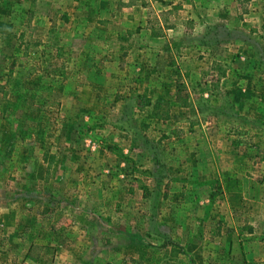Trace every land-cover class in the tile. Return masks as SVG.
<instances>
[{
	"label": "rangeland",
	"instance_id": "1",
	"mask_svg": "<svg viewBox=\"0 0 264 264\" xmlns=\"http://www.w3.org/2000/svg\"><path fill=\"white\" fill-rule=\"evenodd\" d=\"M199 154L264 198V0H0V264H194Z\"/></svg>",
	"mask_w": 264,
	"mask_h": 264
},
{
	"label": "crops",
	"instance_id": "2",
	"mask_svg": "<svg viewBox=\"0 0 264 264\" xmlns=\"http://www.w3.org/2000/svg\"><path fill=\"white\" fill-rule=\"evenodd\" d=\"M180 159V163L184 165L177 169L175 167L176 171L171 172L168 191L172 192L173 189H178L187 193L190 189V194L195 195V201L199 199V204L194 202L196 208H192L193 205L189 203L191 210L188 213V207L181 204L177 209L174 208L178 213H171V220L175 221V224L181 228H184L189 220L191 223L195 222L198 228L207 224L210 226L211 232L205 237L201 230L194 232L191 228L189 233L183 235L185 233L183 232L175 239L183 246L184 251H189V255L195 261L194 264H209V262L211 264H225L226 259H228L227 264H264V228L256 232L257 227L264 226V212L263 209H258L259 203L254 204L252 202L262 198V195L261 197L255 196V192H249L247 196H249L250 202L247 206L233 207L228 202L230 199L228 196L231 194V186L238 175L236 174L237 171L224 169L221 166L226 164L218 163L216 158L205 159L202 154L197 155L190 162L187 160L188 157L183 159L181 157ZM173 162L175 163V161ZM237 163L238 161L235 160L234 167L237 166ZM217 165L219 167H216ZM177 178H179L178 181L174 180ZM213 178L219 181L221 187L219 197L222 201L220 204H211L208 211L203 194L206 191L212 193L213 187L210 180ZM263 200L264 198L261 199L260 203L264 206ZM169 209L172 212V205ZM204 209L209 213L204 214ZM206 244H208L207 247H205ZM203 247L207 249V254H205ZM163 249L165 257L169 260L166 261L167 264H175L174 262L176 264H191L188 257L187 260L184 258L185 255L182 252L176 256L170 246ZM121 256V264H127L125 256Z\"/></svg>",
	"mask_w": 264,
	"mask_h": 264
},
{
	"label": "trees",
	"instance_id": "3",
	"mask_svg": "<svg viewBox=\"0 0 264 264\" xmlns=\"http://www.w3.org/2000/svg\"><path fill=\"white\" fill-rule=\"evenodd\" d=\"M33 0H31V2H32ZM119 5H122L121 3L119 4ZM181 90H182V88H181V86L180 85H177V92H176V98L177 99H181V97H180V92H181ZM144 103H141V105H143Z\"/></svg>",
	"mask_w": 264,
	"mask_h": 264
}]
</instances>
